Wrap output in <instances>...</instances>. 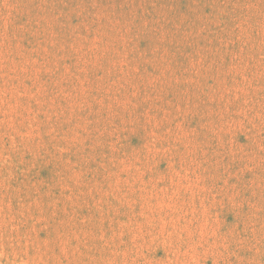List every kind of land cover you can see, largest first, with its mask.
<instances>
[{
	"label": "rangeland",
	"instance_id": "rangeland-1",
	"mask_svg": "<svg viewBox=\"0 0 264 264\" xmlns=\"http://www.w3.org/2000/svg\"><path fill=\"white\" fill-rule=\"evenodd\" d=\"M0 264H264V0H0Z\"/></svg>",
	"mask_w": 264,
	"mask_h": 264
}]
</instances>
